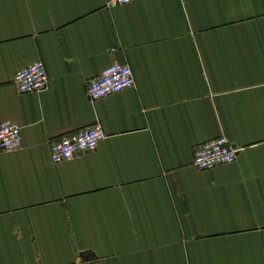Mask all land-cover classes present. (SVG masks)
I'll return each instance as SVG.
<instances>
[{
  "label": "crops",
  "instance_id": "obj_1",
  "mask_svg": "<svg viewBox=\"0 0 264 264\" xmlns=\"http://www.w3.org/2000/svg\"><path fill=\"white\" fill-rule=\"evenodd\" d=\"M36 59L46 88L19 92ZM114 62L134 86L90 100ZM0 121L21 137L0 150V264H264V0H0ZM96 121L95 149L52 163ZM220 135L236 159L195 167Z\"/></svg>",
  "mask_w": 264,
  "mask_h": 264
},
{
  "label": "built area",
  "instance_id": "obj_2",
  "mask_svg": "<svg viewBox=\"0 0 264 264\" xmlns=\"http://www.w3.org/2000/svg\"><path fill=\"white\" fill-rule=\"evenodd\" d=\"M133 0H105V4L114 5ZM13 81L19 92H39L46 88L48 75L44 62L36 59L18 69ZM135 79L128 64L114 62L92 77L86 86V95L90 100L102 98L122 89L134 86ZM105 133L100 122H94L80 128L72 134L62 135L49 145L52 163H60L73 158L77 153L95 149L104 139ZM21 144L20 127L11 121H0V150H12ZM238 148L223 136H217L193 147L192 164L198 169H211L217 165L233 162Z\"/></svg>",
  "mask_w": 264,
  "mask_h": 264
},
{
  "label": "water",
  "instance_id": "obj_3",
  "mask_svg": "<svg viewBox=\"0 0 264 264\" xmlns=\"http://www.w3.org/2000/svg\"><path fill=\"white\" fill-rule=\"evenodd\" d=\"M84 256L86 257V256H90V255H89V254H86V255H84Z\"/></svg>",
  "mask_w": 264,
  "mask_h": 264
}]
</instances>
